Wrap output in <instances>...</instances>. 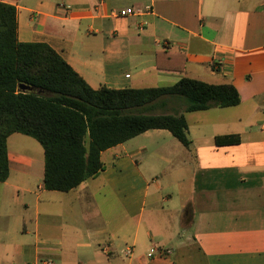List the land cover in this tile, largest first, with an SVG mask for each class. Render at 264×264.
Wrapping results in <instances>:
<instances>
[{"label": "crops", "instance_id": "1", "mask_svg": "<svg viewBox=\"0 0 264 264\" xmlns=\"http://www.w3.org/2000/svg\"><path fill=\"white\" fill-rule=\"evenodd\" d=\"M0 2L16 8L19 42L48 44L95 90L190 78L241 96L191 113L166 99L164 113L186 118L190 148L148 131L134 150L130 140L103 152L104 170L70 192L46 191L44 150L11 135L0 264H264V0ZM127 8L140 12L113 14ZM159 51L184 54V71L158 70ZM222 136L239 142L217 145Z\"/></svg>", "mask_w": 264, "mask_h": 264}, {"label": "trees", "instance_id": "2", "mask_svg": "<svg viewBox=\"0 0 264 264\" xmlns=\"http://www.w3.org/2000/svg\"><path fill=\"white\" fill-rule=\"evenodd\" d=\"M185 66L184 54H156L158 70L183 72ZM168 98L183 101L187 113L241 103L232 84L190 78L165 87L95 90L48 44L19 42L16 8L0 2V183L10 176L7 142L13 134L42 146L43 188L52 192H70L96 177L105 168L103 152L148 131L166 130L190 148L184 114L163 112ZM238 142L236 136L216 138L217 145Z\"/></svg>", "mask_w": 264, "mask_h": 264}, {"label": "rangeland", "instance_id": "3", "mask_svg": "<svg viewBox=\"0 0 264 264\" xmlns=\"http://www.w3.org/2000/svg\"><path fill=\"white\" fill-rule=\"evenodd\" d=\"M159 140L162 141V142L168 143L170 145H171L172 142L173 143H178L177 140L172 136V134H169V132L166 133L165 136H161L159 138ZM34 143L37 145V147H39L43 151L42 146L38 142L35 141ZM151 144H153V143H151ZM128 147H131L132 148L130 150H134V139L129 142ZM181 147H183V146H181ZM187 164H188V169L189 170H192L193 167H194V165H193L192 158L189 156V154H187ZM184 187L187 188L186 183H185V185H182L181 186L182 189H184ZM0 188H2V187L0 186ZM73 203H74L73 206H75L74 215L76 216V218L78 219V216H80L81 218H84L85 215H84V213L81 210L80 203H78V201L77 202H74L73 201ZM19 208H20V206H19ZM90 210L92 211V213H94V211L96 210V207H94V205H92V208H90ZM77 219L74 218V220L78 222ZM12 230H14V229H12ZM31 230H32V232L34 231L33 229H31ZM11 235H15V233L13 232ZM122 246H124V248L126 247V245H124V244H122Z\"/></svg>", "mask_w": 264, "mask_h": 264}, {"label": "built area", "instance_id": "4", "mask_svg": "<svg viewBox=\"0 0 264 264\" xmlns=\"http://www.w3.org/2000/svg\"><path fill=\"white\" fill-rule=\"evenodd\" d=\"M140 11H137L133 8H127V9H122L117 12H113V14L117 17H132L136 16ZM131 253V249H127L126 254L129 255ZM149 257H152V254L149 255Z\"/></svg>", "mask_w": 264, "mask_h": 264}, {"label": "water", "instance_id": "5", "mask_svg": "<svg viewBox=\"0 0 264 264\" xmlns=\"http://www.w3.org/2000/svg\"><path fill=\"white\" fill-rule=\"evenodd\" d=\"M20 88L23 89L24 91H27V92H34V93L36 92L35 89H33L29 86L21 85Z\"/></svg>", "mask_w": 264, "mask_h": 264}]
</instances>
